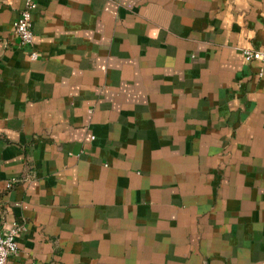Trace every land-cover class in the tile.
<instances>
[{"label": "crops", "instance_id": "0c3cea01", "mask_svg": "<svg viewBox=\"0 0 264 264\" xmlns=\"http://www.w3.org/2000/svg\"><path fill=\"white\" fill-rule=\"evenodd\" d=\"M26 1L0 0L7 264H264V0H36L31 46Z\"/></svg>", "mask_w": 264, "mask_h": 264}, {"label": "built area", "instance_id": "2783aa9c", "mask_svg": "<svg viewBox=\"0 0 264 264\" xmlns=\"http://www.w3.org/2000/svg\"><path fill=\"white\" fill-rule=\"evenodd\" d=\"M37 8L36 0H27L20 16L14 23V32L19 37L21 44L31 46L34 42L33 15ZM244 54L247 61L259 60L264 64V45L262 48L245 49ZM33 59L38 57L37 52H31ZM13 183H9L10 188ZM22 226L14 223L5 233L0 232V264H7L11 256L20 251L18 237L22 232Z\"/></svg>", "mask_w": 264, "mask_h": 264}]
</instances>
